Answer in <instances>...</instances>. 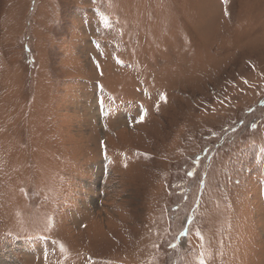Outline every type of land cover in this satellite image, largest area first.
Returning a JSON list of instances; mask_svg holds the SVG:
<instances>
[{
  "label": "rangeland",
  "instance_id": "374dc122",
  "mask_svg": "<svg viewBox=\"0 0 264 264\" xmlns=\"http://www.w3.org/2000/svg\"><path fill=\"white\" fill-rule=\"evenodd\" d=\"M201 261L264 264V0H0V264Z\"/></svg>",
  "mask_w": 264,
  "mask_h": 264
},
{
  "label": "snow or ice",
  "instance_id": "6c2138e0",
  "mask_svg": "<svg viewBox=\"0 0 264 264\" xmlns=\"http://www.w3.org/2000/svg\"><path fill=\"white\" fill-rule=\"evenodd\" d=\"M161 99H165L163 96H161ZM141 119H143V117H141ZM189 175H191V173H189ZM201 264H203V261H201Z\"/></svg>",
  "mask_w": 264,
  "mask_h": 264
},
{
  "label": "trees",
  "instance_id": "16d2710c",
  "mask_svg": "<svg viewBox=\"0 0 264 264\" xmlns=\"http://www.w3.org/2000/svg\"><path fill=\"white\" fill-rule=\"evenodd\" d=\"M176 253H177V252H176ZM178 257H181V256H180V254H179V256H178Z\"/></svg>",
  "mask_w": 264,
  "mask_h": 264
}]
</instances>
